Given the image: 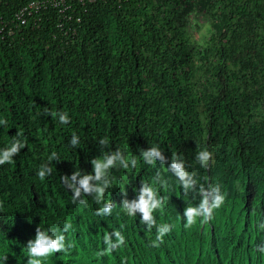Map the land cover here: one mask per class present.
Returning a JSON list of instances; mask_svg holds the SVG:
<instances>
[{
  "label": "trees",
  "instance_id": "16d2710c",
  "mask_svg": "<svg viewBox=\"0 0 264 264\" xmlns=\"http://www.w3.org/2000/svg\"><path fill=\"white\" fill-rule=\"evenodd\" d=\"M20 2L0 0V28ZM202 2L220 9L198 44L187 19ZM66 3L60 15L42 10L33 30L25 23L0 33V120L7 121L0 124V150L15 138L26 142L12 163L0 165V264H27L36 228L62 230L65 223L73 247L43 264H264L257 250L264 245V0ZM61 112L70 123L53 115ZM154 146L169 161H184L195 190L185 194L169 164L144 162L142 149ZM117 149L129 168L109 170L103 202L114 207L98 216L102 203L88 195L86 204L74 203L61 177L92 173V159ZM202 150L213 153L207 167L196 160ZM45 165L51 174L41 180ZM141 183L164 197L150 230L139 213L122 209ZM201 184H219L225 203L208 223L197 218L185 228L184 210L199 204ZM164 224L172 230L153 247ZM113 231L125 244L98 255Z\"/></svg>",
  "mask_w": 264,
  "mask_h": 264
},
{
  "label": "clouds",
  "instance_id": "9594fccd",
  "mask_svg": "<svg viewBox=\"0 0 264 264\" xmlns=\"http://www.w3.org/2000/svg\"><path fill=\"white\" fill-rule=\"evenodd\" d=\"M53 115L59 117L61 124L66 125L70 123L67 113L61 112ZM6 123V120H0V124ZM19 135L18 133L17 137H19ZM107 143V139H101L99 141L100 145L106 146ZM70 144L73 148L79 144V138L75 134L72 135ZM25 147V141L15 138L10 147L0 150V165L12 163L13 157L19 155L21 149ZM141 155L144 162L149 165L157 161L161 165L169 164L168 170L178 179L185 194H187L189 190L196 189L197 186L194 173L189 172L184 161L176 155H172L169 161L164 155V151L158 146L150 147L146 150L142 149ZM212 158L213 153L208 150L199 151L196 155L197 162L204 167L208 166ZM90 163L92 165V173L81 174L78 171H74L71 176L63 175L61 181L66 189L71 191L74 203L78 201L81 204H86L82 196H94L97 204L102 203V207L97 210L96 215H111L114 207L113 203L110 201L103 202L104 193L111 185L109 170L114 167L128 169L129 162L125 158L123 152L117 149L106 155L102 160L94 158ZM131 166L133 168L136 166L135 158H132ZM49 174H51V168L47 165L42 166L37 173L41 180ZM161 183L163 184L166 182L162 181ZM198 194L201 197L199 204L196 206H188L184 210L183 217L186 220L184 225L185 228H190L196 224L197 218H200L201 224L208 223L213 218L214 211L221 208L226 200V193L222 192L219 184L215 186L209 184L207 187L201 184ZM124 196L127 197V192L124 193ZM163 205L164 197L159 196L156 190L146 183H141L136 198L131 200L125 198L122 201V209L126 214L129 216H136L137 213H139L141 215V223L145 224L149 230L156 224L153 215L154 211L162 209ZM172 227L173 226L169 224L159 226L157 228L156 239L152 242V246L159 247V245L164 242V236L171 232ZM71 228L72 225L70 223H65L62 230L57 227L41 229L38 226L35 230V238L28 240L26 245L28 250L27 264H43V260L53 253L67 252L73 245L70 243L66 245L64 233H67ZM259 228L264 229V222L259 224ZM113 237H115V241H113ZM104 242L107 248L98 255H105L124 245L125 237L121 232L113 231L111 234L104 236ZM257 250L264 253V245L258 246ZM4 259L6 260L7 257Z\"/></svg>",
  "mask_w": 264,
  "mask_h": 264
},
{
  "label": "built area",
  "instance_id": "2783aa9c",
  "mask_svg": "<svg viewBox=\"0 0 264 264\" xmlns=\"http://www.w3.org/2000/svg\"><path fill=\"white\" fill-rule=\"evenodd\" d=\"M77 1L82 3L84 0H70ZM87 2H93L94 0H85ZM67 0H21L20 6L17 11L14 13L12 20H10L7 24H3L0 28V33L6 28L7 34L11 35L14 31V27L18 25H24L28 23L30 25L31 30L36 27L38 22V14L42 10L46 9H55L57 10L58 15L62 14L63 10L69 9V5L66 3ZM62 18H64L62 16ZM62 24L58 22L57 28L62 30L60 27ZM66 32L64 31L63 34ZM72 33V32H71Z\"/></svg>",
  "mask_w": 264,
  "mask_h": 264
},
{
  "label": "rangeland",
  "instance_id": "374dc122",
  "mask_svg": "<svg viewBox=\"0 0 264 264\" xmlns=\"http://www.w3.org/2000/svg\"><path fill=\"white\" fill-rule=\"evenodd\" d=\"M220 7H217L213 2L208 3H196L193 6V10L189 14L187 19L188 32L192 40L194 39L198 44H203L207 36V29L215 19L219 12ZM199 72H195L194 75L197 76ZM249 96V94H248ZM251 100H256L257 95H250ZM182 151L185 148L182 147ZM165 180V175L158 176V186L160 189L164 187V183L161 182ZM118 216L115 215V218ZM227 230V229H225Z\"/></svg>",
  "mask_w": 264,
  "mask_h": 264
}]
</instances>
